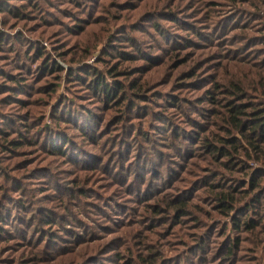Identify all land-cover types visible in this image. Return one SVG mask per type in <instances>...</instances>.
<instances>
[{
    "label": "rangeland",
    "instance_id": "374dc122",
    "mask_svg": "<svg viewBox=\"0 0 264 264\" xmlns=\"http://www.w3.org/2000/svg\"><path fill=\"white\" fill-rule=\"evenodd\" d=\"M0 10V264H264V0Z\"/></svg>",
    "mask_w": 264,
    "mask_h": 264
},
{
    "label": "trees",
    "instance_id": "16d2710c",
    "mask_svg": "<svg viewBox=\"0 0 264 264\" xmlns=\"http://www.w3.org/2000/svg\"><path fill=\"white\" fill-rule=\"evenodd\" d=\"M0 12H2V11L0 10ZM4 12H9V11L6 9ZM2 40L4 41V39H3V37H2V35L0 33V43L2 42ZM39 54H40L41 57L43 56V53L42 52H40ZM55 69H56V66H54V65L52 66V64H50L49 61H47L43 66H41L42 72H45V71H54ZM86 75H89L90 76V75H92V72H88V73H86ZM95 77H96V79H95V82H96L95 86L97 88L99 87L101 89V91H102V93H104L105 97H107L109 99H114V98L116 99L118 97V95H117V93H118L117 90L119 89L118 87L117 88L110 87L106 83L105 79H103L101 76H95ZM90 80L92 81V79H90ZM134 86H136V85H134ZM13 88H15V86ZM234 111L237 112V113H241L237 109L234 110ZM256 116H259V114H257ZM251 122L252 123L250 125V128L255 127V130L254 131L256 132V134L259 133V136L262 137L263 136L262 133H264V115H261L259 117H256L255 119H252ZM256 128L258 130H256ZM207 148L209 149V152H211L213 150L212 149L213 148L212 145H207ZM222 151L223 150H221V152L219 154L225 156ZM232 198L233 197L231 195H228L227 197H222L220 207L221 208H226L227 207L226 205L228 204V202L226 200H231ZM254 202L257 203L258 201H255V199H254ZM252 206L253 205L251 204L249 207H252ZM173 207L177 208L178 211L184 212V208L185 207H183L182 204L180 205L179 203L178 204L173 203V205H172L171 208H173ZM249 210L252 211L251 208H249ZM254 223H255L254 219H251L250 218L249 221L246 223V226H247L248 230H253V229L256 228L254 226Z\"/></svg>",
    "mask_w": 264,
    "mask_h": 264
}]
</instances>
